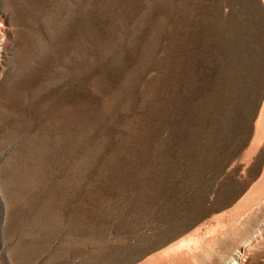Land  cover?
<instances>
[{
	"label": "rangeland",
	"instance_id": "374dc122",
	"mask_svg": "<svg viewBox=\"0 0 264 264\" xmlns=\"http://www.w3.org/2000/svg\"><path fill=\"white\" fill-rule=\"evenodd\" d=\"M0 21V264H264L263 0Z\"/></svg>",
	"mask_w": 264,
	"mask_h": 264
},
{
	"label": "bare ground",
	"instance_id": "6f19581e",
	"mask_svg": "<svg viewBox=\"0 0 264 264\" xmlns=\"http://www.w3.org/2000/svg\"><path fill=\"white\" fill-rule=\"evenodd\" d=\"M263 2H264V0H263ZM5 24L2 22V21H0V29H2V27H4L5 28ZM2 40H4V38L2 39ZM1 49V48H0ZM1 53V52H0ZM243 247H244V245H243ZM245 249V248H244ZM179 251V250H178ZM244 253V252H243ZM236 254V256H232L231 258H230V260L228 261V262H226V264H242V260L244 261V258H242V256L244 255H242L241 253V257H240V255H239V253H235Z\"/></svg>",
	"mask_w": 264,
	"mask_h": 264
}]
</instances>
